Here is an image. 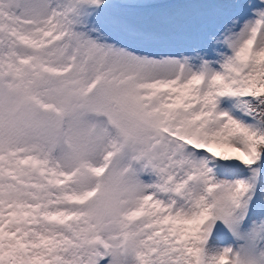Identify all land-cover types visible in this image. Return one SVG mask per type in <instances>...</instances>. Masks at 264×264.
<instances>
[{"label": "snow or ice", "instance_id": "snow-or-ice-1", "mask_svg": "<svg viewBox=\"0 0 264 264\" xmlns=\"http://www.w3.org/2000/svg\"><path fill=\"white\" fill-rule=\"evenodd\" d=\"M0 264H264V0H0Z\"/></svg>", "mask_w": 264, "mask_h": 264}]
</instances>
